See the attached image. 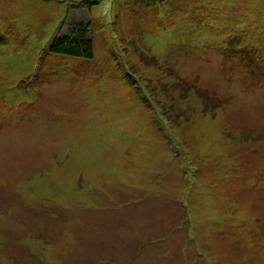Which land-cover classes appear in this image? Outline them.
I'll list each match as a JSON object with an SVG mask.
<instances>
[{
	"label": "rangeland",
	"instance_id": "374dc122",
	"mask_svg": "<svg viewBox=\"0 0 264 264\" xmlns=\"http://www.w3.org/2000/svg\"><path fill=\"white\" fill-rule=\"evenodd\" d=\"M108 2L0 0V264H264V0Z\"/></svg>",
	"mask_w": 264,
	"mask_h": 264
},
{
	"label": "trees",
	"instance_id": "16d2710c",
	"mask_svg": "<svg viewBox=\"0 0 264 264\" xmlns=\"http://www.w3.org/2000/svg\"><path fill=\"white\" fill-rule=\"evenodd\" d=\"M88 23L73 22L67 36L57 37L49 46L51 53L90 58L92 55V41L88 34Z\"/></svg>",
	"mask_w": 264,
	"mask_h": 264
},
{
	"label": "crops",
	"instance_id": "0c3cea01",
	"mask_svg": "<svg viewBox=\"0 0 264 264\" xmlns=\"http://www.w3.org/2000/svg\"><path fill=\"white\" fill-rule=\"evenodd\" d=\"M95 226H97V225H95ZM107 226H105L101 231L103 232V236L101 237V239H102V242L105 240V244H104V248H105V250H104V252H105V254H107V249H109V253H108V255L109 254H112V248L114 249L115 248V245H114V242H115V240H112L111 238H108V232H107ZM157 230H159V228L157 227ZM156 230V231H157ZM160 231V230H159ZM157 237V236H156ZM156 239H158V238H156ZM128 240H129V237H128ZM138 241V240H137ZM153 243V242H152ZM149 244V243H148ZM148 244L146 245V243L144 242V241H142V240H139V242H135L134 244L132 243V244H130V242H128V245H132V246H134V248H133V254H132V256L133 257H137L138 255H143V250H142V248H144L145 246H146V248L148 247ZM150 245V244H149ZM108 246H110V248L108 247ZM139 250V251H138ZM140 252V253H139ZM139 253V254H138ZM153 253V252H152ZM134 261V259H132V258H130V259H128V264H130V263H132Z\"/></svg>",
	"mask_w": 264,
	"mask_h": 264
},
{
	"label": "clouds",
	"instance_id": "9594fccd",
	"mask_svg": "<svg viewBox=\"0 0 264 264\" xmlns=\"http://www.w3.org/2000/svg\"><path fill=\"white\" fill-rule=\"evenodd\" d=\"M112 2H109L105 5L104 11L101 13L102 16L106 18V22L110 23L113 19V13L111 12Z\"/></svg>",
	"mask_w": 264,
	"mask_h": 264
}]
</instances>
